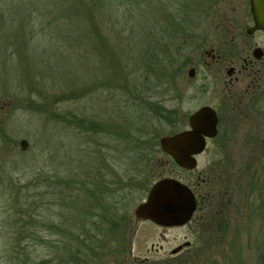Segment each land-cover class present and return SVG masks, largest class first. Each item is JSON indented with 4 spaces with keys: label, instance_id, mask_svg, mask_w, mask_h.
Wrapping results in <instances>:
<instances>
[{
    "label": "rangeland",
    "instance_id": "obj_1",
    "mask_svg": "<svg viewBox=\"0 0 264 264\" xmlns=\"http://www.w3.org/2000/svg\"><path fill=\"white\" fill-rule=\"evenodd\" d=\"M205 1L194 3L188 9L194 18L188 17L198 21ZM143 2L141 10H135L132 34L123 33L121 76L119 73L116 78L95 77L89 71L91 64L77 57L75 48L66 46L69 53L50 56L49 62L39 63L36 69L37 63L32 65L34 72H40L35 74L33 96L18 89L12 83L14 80L10 88V80L5 83L0 77V264H93L109 242V236L101 233L106 224L104 218L115 212L123 215L128 211L132 215L137 203L161 177L186 182L188 174L171 164L158 142L159 137L182 128L160 120L148 104L178 107L189 114L210 101L208 96L221 87V79L216 80L211 74L209 86L203 91L199 85L202 75L191 80L186 69L175 74L171 84L150 87L146 77L152 64L149 57L138 64L144 49L138 42L143 41L150 52L154 18L162 21L157 26H164L167 16L154 0ZM144 11L146 21L139 19L138 23V14ZM227 12L222 15L223 20L228 15L237 19L238 12L234 16L230 10ZM204 24L194 21L193 26ZM193 46L179 45L181 52H175L178 64ZM0 63L1 70L3 65L10 67L9 61L1 59ZM134 79L140 85L136 91ZM42 82L45 88L39 90ZM154 83L158 82L153 80ZM192 93L196 94L193 99ZM52 94L56 95L51 97ZM219 113L227 116L225 111ZM78 117L101 127L81 129L75 124ZM104 125L109 128L103 129ZM122 127L128 131L122 134ZM222 131L218 137L226 135ZM21 139L27 141L24 150L20 147ZM215 152L209 145L199 156L198 166L206 165ZM123 191L125 197L119 199V192ZM144 226L138 228L136 240L131 241L134 253L142 258L146 254L149 264L178 262L176 256H166L161 251L159 254L154 249L145 251L152 242L155 244L151 249L165 242L159 237L162 229ZM169 232H177L178 238L167 243L164 249L168 251L184 241V232L189 230ZM223 257L227 262L222 264L258 263V257L250 252ZM184 264L210 263L206 257L189 258Z\"/></svg>",
    "mask_w": 264,
    "mask_h": 264
},
{
    "label": "flooded vegetation",
    "instance_id": "obj_2",
    "mask_svg": "<svg viewBox=\"0 0 264 264\" xmlns=\"http://www.w3.org/2000/svg\"><path fill=\"white\" fill-rule=\"evenodd\" d=\"M227 10L232 16L238 12V16L231 19L228 15L226 25L222 15H227ZM194 21L198 25L205 22L206 26H187L190 34L182 46H194L181 63L180 72L187 69L191 80L201 74L199 85L203 91L209 86L211 74L216 80L221 79V87L212 90L208 103L189 114L178 107L172 108L175 112L170 121L171 125L181 127L180 130L188 129L190 115L209 106L217 115V132L205 139V147L195 156L193 169L177 165L164 153L182 173L188 174L183 183L194 198L192 214L181 224H159L136 217L135 208L146 201L149 188L132 215L128 211L123 215L115 212L111 218H104L106 227L103 225L101 233L109 236V242L93 264H149L146 254L142 258L131 248L141 225L164 231L159 237L165 244L151 249L155 244L152 242L145 251L154 249L159 254L161 251L166 256H176L180 260L175 264L206 257L210 264H222L227 262L223 256L228 258L239 252L254 253L257 264H264V30L251 31L254 21L250 0H206L202 17ZM195 96L190 95L192 99ZM219 110L227 116L223 117ZM220 130L226 135L218 137ZM209 145L217 152L206 165L199 167V156ZM125 193L119 192V199H124ZM184 228L189 230L184 232V241L169 251L164 249L169 241L178 238L177 232L171 235L169 231Z\"/></svg>",
    "mask_w": 264,
    "mask_h": 264
},
{
    "label": "trees",
    "instance_id": "obj_3",
    "mask_svg": "<svg viewBox=\"0 0 264 264\" xmlns=\"http://www.w3.org/2000/svg\"><path fill=\"white\" fill-rule=\"evenodd\" d=\"M143 1L0 0V60L9 61L10 64L9 68L2 66L0 77L5 83L10 80L8 84L10 88L12 83H15L18 89L26 90L30 96H33L35 74H40V72H34L32 65L37 63L36 69L39 63L49 62L50 56H57L56 54L62 56L64 52L69 53L64 48L66 46L75 48L77 57L86 59L91 64L89 71L95 77L97 75L98 77L105 76L108 79L114 75L116 78L119 73L121 76L123 66L120 54L124 51L121 44L125 39L123 33L128 31L129 35L132 34L135 10H141ZM199 1L154 0L156 5L165 11L167 22H163L164 26H157V22L161 23L162 21L159 17L154 18L156 23L151 32L154 40L150 52L146 49L143 41L138 42L144 48L140 54L142 59L138 64H143V60L148 57L152 64L149 69V77H146V80L148 79L150 82V87L156 88L162 87L163 84L164 86L168 83L171 84V78L173 81L175 74L179 73L181 63H177L176 53L181 52L179 45L182 46L183 42L188 40L190 33L187 26L194 24L192 20L194 16L188 9L193 7L194 3H200ZM181 13L183 14L181 15ZM190 15L192 18L188 17ZM145 18V11L138 14V23L139 19L145 22ZM180 18H182V23L177 22ZM140 33L141 30L139 35ZM71 73L74 77L76 76L74 72ZM13 80L14 82H12ZM137 80H132L135 91L140 89ZM153 80L158 83L152 84ZM44 83H41L40 88L36 85L39 90L45 88L42 85ZM78 87L83 88L82 84H79ZM54 95L56 94H52L51 97ZM148 105L149 110L155 113L160 120L163 119L166 123L171 124L170 116L175 112L174 109L153 103ZM75 124L86 130L91 127H101L98 124L95 126L94 122H86L84 118L80 117L77 118ZM104 128L108 129L109 127L104 125ZM127 131V127L121 128L122 134ZM153 138L155 140V137ZM171 164L176 167L174 162Z\"/></svg>",
    "mask_w": 264,
    "mask_h": 264
},
{
    "label": "water",
    "instance_id": "obj_4",
    "mask_svg": "<svg viewBox=\"0 0 264 264\" xmlns=\"http://www.w3.org/2000/svg\"><path fill=\"white\" fill-rule=\"evenodd\" d=\"M255 29L264 30V0H250ZM189 128L159 137L163 153L184 168L196 166V155L205 147V139L217 132V115L214 109L203 106L189 117ZM20 147H27L25 139ZM189 187L174 177H161L152 186L145 202L135 208L136 217L149 218L159 224H181L187 221L194 208V198Z\"/></svg>",
    "mask_w": 264,
    "mask_h": 264
}]
</instances>
